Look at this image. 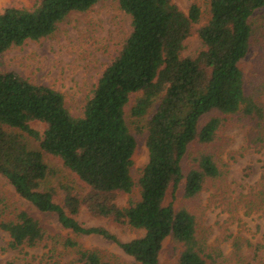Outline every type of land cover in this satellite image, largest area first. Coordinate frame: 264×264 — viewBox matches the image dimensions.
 Returning <instances> with one entry per match:
<instances>
[{"label":"trees","instance_id":"obj_1","mask_svg":"<svg viewBox=\"0 0 264 264\" xmlns=\"http://www.w3.org/2000/svg\"><path fill=\"white\" fill-rule=\"evenodd\" d=\"M97 1L38 0L31 8L3 9L0 54L49 36L70 12H85ZM116 2L129 16L131 31L102 70L80 116L68 112L58 91L11 71L0 72V176L38 212L53 214L63 229L113 242L136 264H160L166 239L179 245L175 264H223L196 237L193 214L165 199L183 181L182 196L190 200L206 179L219 176L205 152L196 153L185 175L181 162L194 144L214 141L223 116L264 119L258 94L248 91L239 67L253 48L251 20L264 8V0H209V19L196 30L201 49L192 57L180 54L199 20L197 5L185 13L172 0ZM132 95H138L132 118H142L155 105L145 122L147 162L137 181L140 198L120 207L116 197L131 193L135 185L129 169L136 141L124 119ZM33 121L44 125L41 133L30 127ZM23 135L38 142V150L30 149ZM43 154L57 157L79 185L69 181L41 188L54 174ZM256 198L264 203V184ZM81 206L92 217L143 234L121 242L101 226L85 227L77 221ZM0 229L7 233L10 249L34 247L43 237L39 221L24 210L12 219L0 218ZM63 244L76 254L65 264H120L102 260L96 250L72 238Z\"/></svg>","mask_w":264,"mask_h":264},{"label":"rangeland","instance_id":"obj_2","mask_svg":"<svg viewBox=\"0 0 264 264\" xmlns=\"http://www.w3.org/2000/svg\"><path fill=\"white\" fill-rule=\"evenodd\" d=\"M38 0H0V12L8 7L31 8ZM183 12L191 4L199 7L200 17L183 42L181 57H192L201 49L196 30L209 19V0H172ZM254 28L253 48L239 62L248 91L257 93L264 107V8L251 20ZM131 31L130 18L122 12L116 0H98L85 12H70L56 24L52 34L37 41L27 40L0 54V72H14L30 83L52 88L63 96L64 106L72 116H80L86 99L102 70L117 54ZM254 89V90H253ZM138 95H132L124 107V119L136 141L130 175L134 187L129 194H119L115 202L126 207L140 198L137 184L142 167L147 162L145 122L151 111L139 119L130 116ZM203 116L200 124L206 119ZM213 142L206 146L194 144L182 159L186 174L198 151L210 154L219 169V176L206 179L192 199L182 196L183 181L173 192L168 190L165 203L186 207L195 218L196 237L206 252L216 251L217 262L223 264H264V203L256 194L264 184V119L255 121L239 115L223 116ZM30 127L41 133L44 125L33 121ZM32 150L38 142L23 135ZM44 163L54 171L41 188L61 182L78 180L61 165L57 157L43 154ZM59 196L55 198L58 202ZM24 210L36 218L43 230L41 241L34 247H8L9 237L0 229V264H65L76 259L74 251L64 246L66 238L76 240L83 248L96 250L102 260L120 264H136L113 242L96 235L76 236L63 229L53 214L40 213L14 193L0 176V218L12 219ZM77 221L85 226H101L121 242L140 237L142 230L119 226L109 219L92 217L81 206ZM179 245L166 239L162 245L160 264H175ZM80 264V263H78Z\"/></svg>","mask_w":264,"mask_h":264}]
</instances>
